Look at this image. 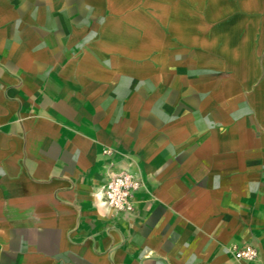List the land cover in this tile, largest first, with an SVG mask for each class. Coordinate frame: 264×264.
I'll use <instances>...</instances> for the list:
<instances>
[{
	"label": "crops",
	"instance_id": "1",
	"mask_svg": "<svg viewBox=\"0 0 264 264\" xmlns=\"http://www.w3.org/2000/svg\"><path fill=\"white\" fill-rule=\"evenodd\" d=\"M121 169L132 216L100 204ZM233 245L264 262V0H0V264Z\"/></svg>",
	"mask_w": 264,
	"mask_h": 264
},
{
	"label": "built area",
	"instance_id": "2",
	"mask_svg": "<svg viewBox=\"0 0 264 264\" xmlns=\"http://www.w3.org/2000/svg\"><path fill=\"white\" fill-rule=\"evenodd\" d=\"M106 153H109L106 151ZM143 187L139 176L130 173L127 169L118 172H110L99 190L100 204L108 211L124 216H132L136 211V195ZM233 258L242 264L258 262L257 250L244 245L230 247ZM264 264V262L260 263Z\"/></svg>",
	"mask_w": 264,
	"mask_h": 264
}]
</instances>
